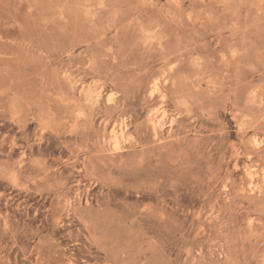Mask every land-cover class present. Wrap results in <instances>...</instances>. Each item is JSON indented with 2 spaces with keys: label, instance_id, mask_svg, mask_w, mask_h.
<instances>
[{
  "label": "rangeland",
  "instance_id": "374dc122",
  "mask_svg": "<svg viewBox=\"0 0 264 264\" xmlns=\"http://www.w3.org/2000/svg\"><path fill=\"white\" fill-rule=\"evenodd\" d=\"M0 264H264V0H0Z\"/></svg>",
  "mask_w": 264,
  "mask_h": 264
}]
</instances>
